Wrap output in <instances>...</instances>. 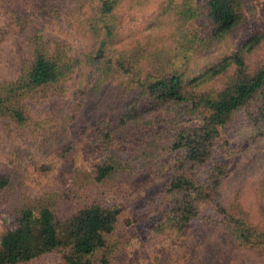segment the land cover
<instances>
[{
  "label": "trees",
  "instance_id": "1",
  "mask_svg": "<svg viewBox=\"0 0 264 264\" xmlns=\"http://www.w3.org/2000/svg\"><path fill=\"white\" fill-rule=\"evenodd\" d=\"M76 1L83 6L93 0ZM116 4L99 0L95 5L97 16L87 22L102 36L85 53L96 81H119L116 106L108 118H92L86 116V100L80 99L71 117L77 135L87 136L85 144L97 146L93 168H75L74 182L57 193L18 197L15 218L0 240V264H27L46 256H53L56 264H111L120 248L116 233L127 205L111 198L106 188L122 186L127 196L140 194L152 175L159 176L162 185L141 208H159L160 229H187L202 216L201 203L207 202L212 206L208 218L240 245L264 252V220L258 224L223 200L229 172L223 154L229 146L220 139L222 127L240 120L247 129L264 133V59L249 62L264 40V28L253 29L230 52L192 75L179 69L157 73L142 65L147 58L142 49L132 53L113 47L109 16ZM186 5L181 14L201 20L206 36L199 39L205 47L238 34L249 19L248 0H189ZM8 34L0 27V47ZM28 44L32 61L16 78L0 81V122L10 118L20 125L29 123L26 98L58 83L70 66L62 46L51 49L40 31L28 37ZM223 75L227 77L221 87H206ZM186 118L200 123L182 125ZM127 136L131 152L123 154L114 145ZM73 148L64 146L61 156L69 157ZM52 166L41 161L37 170L46 172ZM20 184L13 171L0 172V195L15 194Z\"/></svg>",
  "mask_w": 264,
  "mask_h": 264
},
{
  "label": "rangeland",
  "instance_id": "2",
  "mask_svg": "<svg viewBox=\"0 0 264 264\" xmlns=\"http://www.w3.org/2000/svg\"><path fill=\"white\" fill-rule=\"evenodd\" d=\"M189 0H117L109 16L115 35L113 47L134 52L142 49L147 55L142 65L151 72H171L175 69L194 74L236 47L239 39L257 27L264 28V0H248L249 19L238 34L205 47L199 38L206 36L200 19H186L181 13ZM195 4L199 0H191ZM99 0L83 6L76 0H0V27L9 34L0 47V81L14 79L33 59L28 37L40 31L48 46L60 44L71 58L65 76L55 84L39 89L26 98L31 120L20 125L10 118L0 122V172L13 171L20 179L15 194L0 195V240L12 225L18 197L32 198L45 193H57L71 185L73 170L90 171L97 158L95 145L90 147L75 132L71 120L77 102L85 99L86 116L96 118L112 112L114 90L118 80L102 79L92 74L85 53L102 36L87 20L94 18ZM96 15V13H95ZM97 16V15H96ZM95 20V19H94ZM196 34H198L196 36ZM264 59V40L249 56L252 65ZM227 75L206 86L221 87ZM110 110L108 111V108ZM200 121L186 118L182 125L194 126ZM80 141H79V140ZM223 161L229 172L222 190L224 202H233L261 224L264 220V133L249 130L244 121L221 128ZM131 139L118 138L115 149L128 154ZM74 145L69 157L61 149ZM52 164L46 172L37 170L38 162ZM162 185L157 175L149 177L142 193L128 192L120 186H109V196L121 198L127 205L116 235L119 251L111 264H264V252L240 245L222 226L208 218L211 204L201 203L202 216L183 231L160 229V210L142 209L146 197ZM71 212V211H68ZM27 264H56L46 256Z\"/></svg>",
  "mask_w": 264,
  "mask_h": 264
}]
</instances>
